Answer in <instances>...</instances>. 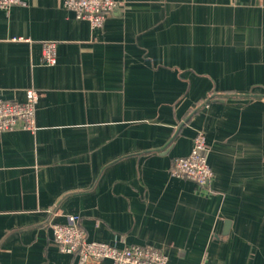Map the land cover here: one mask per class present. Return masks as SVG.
Returning <instances> with one entry per match:
<instances>
[{
	"label": "crops",
	"instance_id": "1",
	"mask_svg": "<svg viewBox=\"0 0 264 264\" xmlns=\"http://www.w3.org/2000/svg\"><path fill=\"white\" fill-rule=\"evenodd\" d=\"M116 1L100 30L64 0L0 8L2 97L38 92L35 130L0 133V264H78L69 216L168 264H264V0ZM198 133L205 188L169 172Z\"/></svg>",
	"mask_w": 264,
	"mask_h": 264
},
{
	"label": "built area",
	"instance_id": "2",
	"mask_svg": "<svg viewBox=\"0 0 264 264\" xmlns=\"http://www.w3.org/2000/svg\"><path fill=\"white\" fill-rule=\"evenodd\" d=\"M22 4V0H0V8L6 10ZM116 0H64L63 7L74 13L77 20H85L92 30L103 28L107 17L118 9ZM56 59V44L42 45V61L51 65ZM36 90H28L24 102L7 101L0 90V133L14 130H35ZM208 146L203 133L193 139L188 155L172 161L170 175L187 180L199 188H205L213 179L207 163ZM52 241L61 253L75 255L78 264H98L110 260L113 264H168L167 257L159 249L150 246H126L118 248L103 242L88 241L79 216H69L65 224H52Z\"/></svg>",
	"mask_w": 264,
	"mask_h": 264
}]
</instances>
